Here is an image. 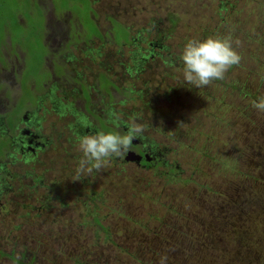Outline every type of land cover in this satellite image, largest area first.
Here are the masks:
<instances>
[{"label": "rangeland", "instance_id": "374dc122", "mask_svg": "<svg viewBox=\"0 0 264 264\" xmlns=\"http://www.w3.org/2000/svg\"><path fill=\"white\" fill-rule=\"evenodd\" d=\"M92 1H95L97 24L107 41L88 44L95 63L87 74L79 76V84H84L80 88L81 97L77 93V98H64L63 94V87L66 94L78 88L79 84L74 82L76 73H71L68 80H60L57 96L81 108L88 102L84 97L85 94L89 97L90 89L92 102L81 112L82 118L92 121L97 131L111 128L95 118L94 107L104 119L112 112L113 120L119 118L120 122L121 113L125 114V124L133 114L139 115L143 135L162 154L157 156V159L162 157L158 160L161 165L144 168L133 163L108 162L99 172L85 173L77 179L76 168L82 153L67 127L73 117L66 114L62 124L58 117L44 115L43 128L50 132L52 143L44 153L38 154L36 163L31 167L25 165L20 155L13 153L14 164L13 159L2 158L5 169L17 180L9 182L12 191L0 200V264L18 261L27 264L34 255L40 260L36 264H71L77 254L87 253L90 261L94 259L93 253L101 264H147L148 261L157 264L162 255H167V263L173 264L176 257L169 256L173 254L169 246L179 237L178 233L186 235L189 226L192 228L190 247L196 261L192 260L191 252L184 251L178 256L181 261L183 258L191 261L185 264H264V210L256 208L257 205L264 208V162L259 160L264 159V141L253 129L257 125L250 121L261 125L259 119L264 120V113H252L254 108L245 94L254 93L258 85L259 94L264 95V44L257 42L264 40V0ZM170 13L178 19L175 27L167 20ZM0 15L4 16L1 11ZM74 16L78 17L75 13ZM110 16L133 30V35H140L136 45L118 47L109 40L111 25L105 17ZM70 19L68 15L63 17V21ZM93 26V32H99L96 24ZM6 28H10L7 23ZM13 29L18 36L14 35L12 40V30L5 32L0 20V75L3 69L9 75L19 57V65L24 62L25 70L20 76L13 73L12 77L18 82L34 76L37 90L44 91L41 87L50 72H44L45 62L38 57L30 58L29 52L35 48L33 41L28 43L30 37L23 28ZM214 31L230 35L238 42L234 47L242 59L223 79L195 88L184 81L180 56L189 39L203 40ZM9 37L13 42L5 41ZM76 39H80V33ZM154 41H159L163 50L153 46L156 54L143 62L141 72L131 73L129 77L126 69L131 63V52L143 53L149 50V42L154 44ZM50 44L47 45L54 56L47 61L49 64L59 54L72 52L80 60L75 63L76 72H84L82 48L87 45L81 43L80 52L78 47L73 50L72 44L62 49L57 43ZM100 74H106L113 84H102L103 80L100 89ZM24 83L27 85L29 81ZM5 86L8 100L14 93L9 85ZM126 89L134 92L132 100L122 95L121 90ZM141 90L148 92L144 100L137 93ZM148 100L157 102L153 111L145 107ZM177 109L180 113L172 120L171 115ZM180 117L187 123L180 134L173 135L168 129L175 130L171 122ZM84 123L79 120L80 125ZM223 159L228 160V165ZM235 160L236 165H232ZM169 168L177 170L175 177L164 176ZM33 175L40 182H34ZM62 195L66 205L61 207L60 202L53 201V206L50 204V210L42 216L36 217L35 211L29 213L23 208L24 204L40 208L46 196L56 199ZM226 196L241 201L250 197L248 209L237 203L249 215L237 208L236 213L231 212ZM94 218H99L109 238L105 239L103 232L92 224ZM203 225L209 230L204 237ZM239 226L245 230L244 238L233 230ZM208 234L210 238L205 240ZM202 242L203 248L197 249ZM113 243L121 250L117 247L115 250L110 245ZM256 252L261 255L259 261L252 260ZM132 255H138L139 260Z\"/></svg>", "mask_w": 264, "mask_h": 264}, {"label": "flooded vegetation", "instance_id": "af4514ba", "mask_svg": "<svg viewBox=\"0 0 264 264\" xmlns=\"http://www.w3.org/2000/svg\"><path fill=\"white\" fill-rule=\"evenodd\" d=\"M53 1L54 0H30L29 6L27 7V9L32 7L40 11L42 14L43 34H42L41 44L44 47L45 54L41 61L42 63L45 62L44 72L47 71L50 72L49 78H47V80L43 82L42 87L40 86L42 90L44 88V91L37 90L36 88L37 83L35 82L34 76L30 75L26 78V80L24 78L18 80V82L16 78L12 77L13 73L20 76L21 71L25 70L24 62L22 65H19L18 54H17L18 58H16L18 64H16L17 66L13 67L11 73L9 74L10 76L5 72L4 69H3L4 72L3 75H0V200L3 197H5L9 193V191H12V186L9 182L10 181L15 182L17 180L15 175L9 173V171L5 169V165L4 163H2L3 161L2 158L6 157L10 160L13 159L12 162L14 164L15 157L12 156V153L19 154L20 158L23 160V163L31 167L32 164L36 163L38 154L44 153L46 149H48L49 145L52 143V136L50 132H47L43 128L44 115L52 114L58 117L62 124L66 117V114L68 116L73 117L72 120L69 121L67 125L70 131V138L71 139L73 138V140H75V137L77 135H87L97 131L95 124L92 121H89L92 127H88L85 123L82 125L79 124V120L85 122V119L82 118L81 111H83V109L86 108L88 103L92 102L90 89H89V97L87 96V94H85L84 97V100L87 101L88 99V102L87 104L83 105L81 108L80 107L75 108L74 106L67 104L62 98L58 97L56 93V91L59 89L60 82L63 79L68 80L71 73H76L74 75V77L76 78L74 82L76 84H79L80 82L79 76L81 77L84 76L85 74H87L88 70L90 71L92 69L95 63V59L91 56L93 55V52L91 51V48L88 44L92 45L95 40H99L103 44L104 41H107L97 24L98 16L93 8L95 1L88 0V2L91 3L90 6L92 8V11L91 10L88 11V16L85 17L86 19L84 20L81 19V17L74 16V13L70 11H60L59 9H57ZM91 13L93 14V16L91 15ZM31 15L33 16L34 22H37L39 20L37 16L33 14ZM67 15L71 19L68 21L67 20L63 21V17ZM18 18H20V16ZM90 19L91 21L94 22V24H96L100 32V37L94 36L93 35L94 32L91 29V27L86 26L85 21ZM105 19L108 20L107 17H105ZM19 21L20 23H23L22 20ZM114 23L118 25L121 24L120 22L117 23L115 21ZM110 25H111L112 33L111 30L108 32V34H110L108 35L109 40L111 39V42L116 46L115 33L113 32L114 27L111 23ZM67 29L70 30L69 36L67 35L68 34ZM124 30L134 32L133 30L127 27H124ZM79 33H80V39L77 40L76 37L78 38ZM81 38H84L85 41L81 42ZM8 39H10V37L7 38L5 41H7ZM137 40H140V38H133V33H132L129 37H127L126 41L121 42L120 43L121 45L119 46L131 47L132 45H136ZM50 42L52 44L57 43L58 44L57 46L60 47L61 49L69 44H72V49L74 50L75 48L78 47L80 52H82L81 51L82 44L87 45L85 48H82L84 54H83V58L81 59V63L84 64L83 67L84 72H80V73L76 72L75 63H78V61L80 60L75 58L72 52L59 54L57 58H55V60L51 61V64H49L47 61H50V57L54 56V53L51 52V50L48 48V45L51 46ZM155 42H156L155 44L149 42V46H150L149 50L153 52L152 47L154 46V47H158L162 51L163 50L162 46L160 44H157L158 41ZM78 44H81L80 48ZM1 46L3 48L6 47L5 43L4 44L2 43ZM58 50L59 49H57L56 52ZM146 53H147L146 50H144L143 53L139 52L138 54H136L135 52L133 53L131 52L130 54L131 63L128 66V71H127V74L129 76L131 73V67L133 66L134 62L139 61L142 64L147 60V58L144 57ZM141 64L138 65L140 66V69L142 68ZM48 65H50V67ZM98 77H106V74H100L98 75ZM106 79L107 82L109 83L111 82L107 77ZM103 80L104 79L99 80L100 89L102 88L101 82ZM24 81H29V84L26 85ZM5 85H9L11 89H13V93H14L12 98L9 97L8 100L5 98V92L7 91V87ZM23 85L25 90H22ZM83 86L84 84H79L78 88L77 89L74 88L72 91L69 92V94H66V88L63 87L64 98L66 97L77 98L76 97L77 93L81 97L82 90L80 88H83ZM105 91L108 92L107 90ZM93 92L95 93V88H93ZM24 93L27 94L28 96L25 95ZM121 93L126 98V91L121 90ZM108 94L110 95V92H108ZM1 95H3V99H1ZM121 115H122V119H120L121 127L118 129V131H120L121 133H126L127 127L126 124L123 122V118L125 114L121 113ZM94 116L95 118L100 120L103 124H106L109 128H112V124L110 123V121H112L115 117L112 112L108 113L107 115L108 117L104 119V117L100 115V113H96V108L94 107ZM2 135H4V137H2ZM133 142L135 144H133ZM156 148H157L156 144L145 138V136L142 133L139 138L134 139L132 141V146L127 152L132 151L135 152L136 154H142V152L144 151L150 156H154L153 163L158 164L159 162L158 160L162 159V157L157 159V156H160L162 154L161 152L157 153ZM126 153H124L121 157H112L109 160V163H112L114 165L117 163L123 164L122 159L124 158ZM139 167L147 168L142 164ZM27 176H31V174L28 173ZM25 179H27V177ZM25 179H23V181ZM33 180L34 182L36 181L40 182V180L36 179L34 175H33ZM63 198H65L63 195L61 197H56V199H53L51 196L49 197L46 196L44 198L45 202L42 205H40L41 206L40 208L28 206L26 204L23 205V208H25L29 213L34 211H39L41 212L39 216H42L44 214V211L50 210L51 207L50 204H52L53 201L60 202L61 207H64L66 203L63 201ZM23 201L26 202V200Z\"/></svg>", "mask_w": 264, "mask_h": 264}, {"label": "trees", "instance_id": "16d2710c", "mask_svg": "<svg viewBox=\"0 0 264 264\" xmlns=\"http://www.w3.org/2000/svg\"><path fill=\"white\" fill-rule=\"evenodd\" d=\"M84 1H87V2L84 3V5H83ZM53 2L55 3L57 9H59L60 11H70L72 13H75L78 17H81V19H83V20L86 19L85 17L88 16V11H90V10L92 11V8L90 6L91 3H88V0H54ZM29 3H30V0H0V11L4 15V16L0 15V20L4 23L5 32L12 30V40L14 39V35L18 36V34L14 33L13 28H15L17 26L19 28H23L25 34L31 38V39L30 38L28 39V43L30 44V42L33 41V48H35L31 52H29L30 58L34 59L35 57H38L39 60L41 61L43 59V56H44L43 54H45L44 47L41 44L42 43L41 42L42 41V34H43L42 14L40 11H38L32 7L27 9V7L29 6ZM30 13L37 16L39 18V20L37 22H34L33 16ZM91 15L93 16L92 13H91ZM19 16H20V18H18ZM107 18H108V21L114 27L113 32L115 33V44H116V46H119V45H121L120 43L126 41L127 37H129L133 32L128 31V30H124L125 26L123 24L118 25V24L114 23V21L117 23H119V22L115 18H113L112 16L107 17ZM19 20H22L23 23H20ZM167 20H168L171 27H175L177 22H178V19L175 18L174 14H172V13L169 14ZM6 23L10 28H6ZM85 23L94 29V26H93L94 22L91 21V19L86 20ZM115 27L117 28V31L115 30ZM96 32H94L93 35L96 37H100V32H97V33ZM111 33H112V29H111ZM216 34L222 35L223 33H220V32L217 33V31H214L213 33H211V35H216ZM139 37H140V35L138 33L133 35V38H139ZM257 42L264 44V40H257ZM155 43L156 42L154 41V44ZM157 44H159V41L157 42ZM162 49H163V47H162ZM154 54H156V53L152 52L150 50H147V53H146V55H144V57L148 59V57H150ZM170 61L172 63L173 60H170ZM134 63H133V66L131 67V73L137 74V73L141 72L140 66H138L139 64H141V62L136 61L135 65H134ZM141 65H143V63ZM234 67L235 66H233L232 68H234ZM127 71H128V67L126 69V72ZM131 73H130V75H131ZM129 77H131V76H129ZM101 78L105 80V83L107 82L106 77H101ZM113 86L115 87V85H113ZM187 88L190 89V86H187ZM254 88L256 89L254 93L250 94L248 91H246V93H245L247 95V97L249 98L248 99L249 102H251L252 100H258L259 97L264 96V95L259 94L258 85H256ZM115 89H117V88L115 87ZM133 93L134 92L132 90L126 89V99L132 100L133 99V96H132ZM137 93L141 94V97L143 98V100L145 99L144 96L146 97L148 95L147 90H144V91L141 90L140 92H137ZM196 95H197V93H196ZM156 101L160 103V101L158 99H156ZM156 101L155 100H148L145 107L147 109H149L150 111H153L154 105L157 104ZM255 112H258V111L254 109L252 111V113H255ZM179 113H180V110L177 109L175 111V113H173L171 115V119L174 120L177 117V115H179ZM195 116L198 117V114L196 113ZM251 117L255 118L256 116L251 115ZM259 120L261 121V125L256 124L252 119L250 121L252 122V125L253 124L257 125L256 127H253V129L259 132V134L261 135V137L264 141V120L262 118H260ZM186 123L187 122L182 117H180L179 119L175 120V122H173V121L171 122V126L174 125L175 130H170V129H168V130L173 135L180 134L179 132L182 130L183 126L186 125ZM262 148L264 150V147H262ZM147 155H149V154H147ZM221 160H222V158H220V161ZM259 160H260V162H264V159H259ZM122 161H123V159H122ZM223 161H224L225 165H228V160L223 159ZM225 161H227V162H225ZM153 162H154V159H150L149 161H146L145 158L142 157L139 165H136V166L139 167L142 164L143 166H146L147 168L154 167V166H155V168H157L159 165H161L160 162H158V164L153 163ZM123 163H130V162H124L123 161ZM133 165H134V163H133ZM232 165H236V160L232 162ZM176 172H177L176 169L169 168L168 171L164 174V176L165 177H175ZM188 182H186V183H188ZM227 193L228 192H226V194ZM227 198H228L227 204L231 207L229 209L233 213L234 212L236 213V211H235L236 208L238 209V211H239V209H240V211H242L243 210L242 208H247V202H250V200H251L250 197H245L242 201L239 198L237 199L233 196H228ZM252 201H255V200L253 199ZM237 203H240V206L242 208H240ZM256 208L259 210H264V208H261L260 205H257ZM243 212L245 213V215H247V214L249 215L248 212H246L244 210H243ZM40 214H41V212L35 211L34 216L38 217ZM223 219H225V218H223ZM92 224L96 225V227L99 228L98 230H101L103 232L105 239L109 238L107 230L103 225L100 224L99 218H94ZM191 229H192L191 226H189L186 235H185V233H178L179 237L176 238L174 241H172V243H171L172 246L171 245L169 246V248L171 249V252H173V254L169 253V256L171 257L172 255H174L176 257L175 258L176 262H174L172 260L173 264H180V263L185 264L186 262H191L189 259H184V258L181 261L182 258H180V256H178V255L180 253H183L184 251L189 252V253L191 252L192 253V260L196 261L195 253L190 247L191 242H192V239H190V235H192ZM202 229L203 230L201 231V235H202V237H204L206 235V233L209 232V230L207 228V225H203ZM233 230L239 235L240 238H244L243 236L245 235V230L242 226H239L238 228H234ZM210 233H212V232H210ZM210 235L208 234V236L205 240H208L210 238ZM185 236L187 237V239ZM184 237H185V239H183ZM203 243L204 242H202V244L199 245V247H197V249H202ZM110 245L115 250H116L115 247H117V249L121 250V248L119 246H114V243H113V245L112 244H110ZM142 249L148 251L150 248H142ZM202 253L203 252L201 250L200 257L202 255ZM91 254L94 257V259L92 261L89 260V257H88L89 254L88 253H87V255L77 254L76 257L73 259L71 264H101L99 262L101 260H99V258H96L93 253H91ZM255 254H257V255L254 256L252 258V260L259 261L261 259L260 253L256 252ZM137 256L138 255H132V257L134 259L139 260ZM31 258L32 259L30 261H28L27 264H36V262L40 261L37 258V255L36 256L34 255ZM25 259H26V257H23L22 261H25ZM42 261H43V259H42ZM40 263H42V262H40ZM149 263H150V261L147 262V264H149ZM17 264H21V262L18 261ZM141 264H146V263H141ZM157 264H158V262H157ZM166 264H168V263L166 262Z\"/></svg>", "mask_w": 264, "mask_h": 264}, {"label": "clouds", "instance_id": "9594fccd", "mask_svg": "<svg viewBox=\"0 0 264 264\" xmlns=\"http://www.w3.org/2000/svg\"><path fill=\"white\" fill-rule=\"evenodd\" d=\"M230 35H210L207 38L189 39L180 56L183 62V77L187 84L195 88L209 86L221 80L233 66L240 64L242 57L236 51ZM252 108L264 113V96L252 100ZM140 116L133 114L126 122L127 132L121 133L119 118L110 121L112 128L92 134L75 137L78 150L82 153L76 168L77 179L85 173L99 172L112 157H121L132 146V141L141 136L144 126L138 123ZM88 127L92 125L85 121ZM167 255H162L158 264H166Z\"/></svg>", "mask_w": 264, "mask_h": 264}, {"label": "water", "instance_id": "95a60500", "mask_svg": "<svg viewBox=\"0 0 264 264\" xmlns=\"http://www.w3.org/2000/svg\"><path fill=\"white\" fill-rule=\"evenodd\" d=\"M133 144L135 143L133 142ZM142 157H144L146 161L150 160L148 155L144 151L142 152V154H136L135 152L129 151L125 154L123 161L134 163L135 165H139Z\"/></svg>", "mask_w": 264, "mask_h": 264}]
</instances>
